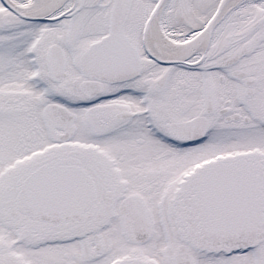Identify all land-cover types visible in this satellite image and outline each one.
<instances>
[{
  "label": "snow or ice",
  "instance_id": "6c2138e0",
  "mask_svg": "<svg viewBox=\"0 0 264 264\" xmlns=\"http://www.w3.org/2000/svg\"><path fill=\"white\" fill-rule=\"evenodd\" d=\"M0 264H264V0H0Z\"/></svg>",
  "mask_w": 264,
  "mask_h": 264
}]
</instances>
